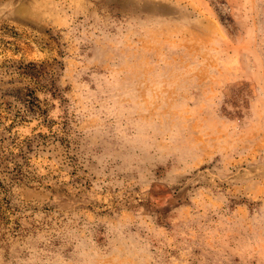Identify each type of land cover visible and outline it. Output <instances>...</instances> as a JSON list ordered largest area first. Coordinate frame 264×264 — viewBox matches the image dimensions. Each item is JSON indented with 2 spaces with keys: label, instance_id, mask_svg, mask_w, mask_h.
Instances as JSON below:
<instances>
[{
  "label": "rangeland",
  "instance_id": "obj_1",
  "mask_svg": "<svg viewBox=\"0 0 264 264\" xmlns=\"http://www.w3.org/2000/svg\"><path fill=\"white\" fill-rule=\"evenodd\" d=\"M0 264H264V0H0Z\"/></svg>",
  "mask_w": 264,
  "mask_h": 264
},
{
  "label": "trees",
  "instance_id": "obj_2",
  "mask_svg": "<svg viewBox=\"0 0 264 264\" xmlns=\"http://www.w3.org/2000/svg\"><path fill=\"white\" fill-rule=\"evenodd\" d=\"M21 172L18 170V167H16L12 172H11V177L10 178L11 180H15V179H18L20 176H21Z\"/></svg>",
  "mask_w": 264,
  "mask_h": 264
}]
</instances>
